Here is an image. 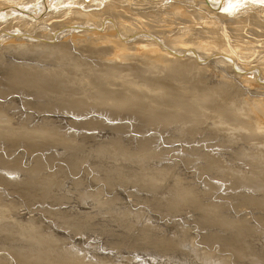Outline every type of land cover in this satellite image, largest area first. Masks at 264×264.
<instances>
[{
  "label": "rangeland",
  "instance_id": "obj_1",
  "mask_svg": "<svg viewBox=\"0 0 264 264\" xmlns=\"http://www.w3.org/2000/svg\"><path fill=\"white\" fill-rule=\"evenodd\" d=\"M243 9L262 27L250 50L195 41L168 72L145 54L131 58L141 79L112 83L55 76L109 74L92 40L55 56L34 46L62 39L66 16L0 29V103L13 100L0 112V264H264V8ZM74 76L65 93L82 106L33 85Z\"/></svg>",
  "mask_w": 264,
  "mask_h": 264
},
{
  "label": "bare ground",
  "instance_id": "obj_2",
  "mask_svg": "<svg viewBox=\"0 0 264 264\" xmlns=\"http://www.w3.org/2000/svg\"><path fill=\"white\" fill-rule=\"evenodd\" d=\"M247 6L264 8V0H173L172 3H161V0H7V2H0V29L14 24L17 30L29 33L28 31L33 30L36 24L38 26L44 24L49 31L58 24L54 22L56 18L66 16L67 20L61 22V25L59 23L60 27L55 36L58 38L63 33L62 39L51 43L53 45L34 44V46H42L41 52L55 56L57 53H64L66 47L63 48V46L69 43L72 45L73 41L79 43L78 41L92 40L95 44H91L101 49L103 59L111 62L108 67L109 74L104 76L103 70L92 68L91 74L83 75L84 70L88 71V69L80 64H60L54 67L59 70L55 76L77 75L94 82H100L104 78L108 83H112L118 80L141 79L137 73L139 68L137 64L144 63L142 59L145 54L154 58L151 60L152 65H159V68L145 65L146 69L168 72L165 69L168 65H181L189 59L187 56L180 57V55L183 48L192 46L195 41L198 45L215 44L220 48H232L237 56L241 55L240 50H250L258 42L254 37V29L257 28L258 32L262 31V27L258 24L254 27L252 24V30L247 24L244 26L239 21L243 8ZM256 12L255 9L251 11L255 14ZM99 19L101 20L98 23ZM106 19L108 20L105 21ZM72 26L79 30L75 31ZM67 27L69 29L66 31ZM208 28H212L213 31ZM10 29H13L12 26ZM34 29L37 30V28ZM41 34L40 37H42ZM145 34H150L151 37ZM50 38L53 39V35ZM82 38L83 41H81ZM9 46L14 47L13 44ZM162 48L169 52L162 51ZM132 57H137L138 63L133 62ZM231 61L236 62L232 58ZM38 75L45 76L43 73ZM237 75L235 77H241ZM77 76H74L72 83L64 79L58 85L57 79L49 81L43 77V80H37L33 82V85L46 91L54 84L58 90L52 94L53 97L58 96L71 105L82 106L81 94L70 97L65 93L75 88L80 80ZM59 87L63 90L62 92ZM12 101L6 104L0 103V112ZM16 103L18 105V102ZM21 105L24 109L27 108L24 102H21ZM147 106L159 107L156 103H149ZM149 110L156 113L153 108ZM45 128H43L44 131Z\"/></svg>",
  "mask_w": 264,
  "mask_h": 264
}]
</instances>
